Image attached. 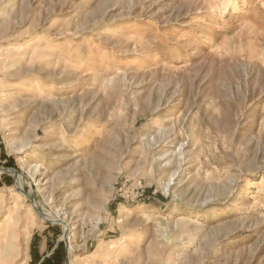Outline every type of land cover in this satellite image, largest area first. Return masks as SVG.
I'll return each instance as SVG.
<instances>
[{
	"label": "rangeland",
	"instance_id": "rangeland-1",
	"mask_svg": "<svg viewBox=\"0 0 264 264\" xmlns=\"http://www.w3.org/2000/svg\"><path fill=\"white\" fill-rule=\"evenodd\" d=\"M10 213L9 264H264V0H0Z\"/></svg>",
	"mask_w": 264,
	"mask_h": 264
},
{
	"label": "bare ground",
	"instance_id": "bare-ground-1",
	"mask_svg": "<svg viewBox=\"0 0 264 264\" xmlns=\"http://www.w3.org/2000/svg\"><path fill=\"white\" fill-rule=\"evenodd\" d=\"M200 1V0H199ZM134 29V28H133ZM131 31V30H130ZM135 31V30H134ZM85 73V70H82L81 72H79V76H81V75H83ZM36 85H37V82L36 81H30L29 83H27L26 84V89L27 90H30V89H33V88H35L36 87ZM52 92L49 90V88H47V87H43V88H39V94L40 95H45V94H47V95H50ZM75 147H78L79 145H80V140H77L76 142H75ZM11 213L10 214H7L6 216H5V219L1 222V224H0V229H2V228H6L7 226H8V224L10 223V221H11ZM42 215V214H41ZM141 215V214H140ZM148 214L146 213V211L142 214V216L143 217H146ZM41 219L45 222H47V221H51L50 219H48L46 216H44V215H42L41 216ZM62 222H64V220H61ZM67 225V224H66ZM67 230H68V227H67ZM13 238V237H12ZM7 239V238H6ZM5 239V240H6ZM5 240H4V242H5ZM10 243V242H9ZM0 248H1V250H0V259H3L4 260V258L6 257H9L10 255H12V254H15V255H17V250H16V247H15V245L11 242V244H9L8 245V248H6L5 246H3V247H1L0 246ZM5 258V260L3 261L4 262V264H9L10 262V260L8 261L7 259Z\"/></svg>",
	"mask_w": 264,
	"mask_h": 264
}]
</instances>
